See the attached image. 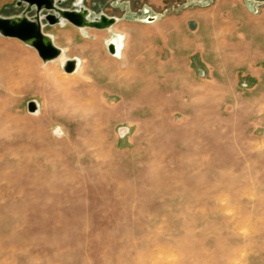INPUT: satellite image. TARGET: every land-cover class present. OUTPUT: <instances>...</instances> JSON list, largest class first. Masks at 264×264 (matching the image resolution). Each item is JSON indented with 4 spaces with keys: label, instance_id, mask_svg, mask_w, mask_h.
<instances>
[{
    "label": "rangeland",
    "instance_id": "374dc122",
    "mask_svg": "<svg viewBox=\"0 0 264 264\" xmlns=\"http://www.w3.org/2000/svg\"><path fill=\"white\" fill-rule=\"evenodd\" d=\"M59 4L117 18L0 32V264H264V0Z\"/></svg>",
    "mask_w": 264,
    "mask_h": 264
},
{
    "label": "water",
    "instance_id": "95a60500",
    "mask_svg": "<svg viewBox=\"0 0 264 264\" xmlns=\"http://www.w3.org/2000/svg\"><path fill=\"white\" fill-rule=\"evenodd\" d=\"M59 2L61 0H17L18 5H24L22 12L16 15H0V32L3 35L17 37L30 43L44 60L57 57L62 52V48L53 39L46 38L45 21L51 24L58 23L62 17L77 26L84 25V16L78 7H63ZM33 10L35 13L30 14L29 12ZM103 19H107V16L103 15ZM110 20L115 21L114 16L111 15ZM90 25L103 26L98 22ZM109 46L111 51H114V46L111 44ZM63 67L68 72L75 70L77 67L76 58H67ZM37 106L38 103L35 100L28 103L30 111H34Z\"/></svg>",
    "mask_w": 264,
    "mask_h": 264
},
{
    "label": "bare ground",
    "instance_id": "6f19581e",
    "mask_svg": "<svg viewBox=\"0 0 264 264\" xmlns=\"http://www.w3.org/2000/svg\"><path fill=\"white\" fill-rule=\"evenodd\" d=\"M78 10L81 11V13L84 16V25L79 26L81 28L91 27L90 24L95 23V22H98V23L103 25L102 27H98V28H111L113 26V24L116 22V18H117L116 16H114L115 21L112 22L110 20L111 19V15H108L106 13H102V14L106 15L107 19H103V15L101 13L98 14L97 16H92L91 15V11L92 10H90L87 6H84V5H82L81 7H78ZM60 22H62V23L65 22V19L60 17ZM45 34H46V38L53 39V35L52 34H49L47 32H45ZM123 35H124L123 33L118 32L116 35H113V36H111L108 39L109 44L114 46V54L115 55H119L122 52V47H123V44H124V36ZM26 43H28V42H26ZM28 44H30V43H28ZM57 57L61 58L62 65H64L66 59L68 58L66 56L65 52H63V51ZM75 58L77 60V67H76V69H77L79 67V65H80V58H78V57H75ZM37 103H38V106H37V108L34 111H39L40 103L38 101H37Z\"/></svg>",
    "mask_w": 264,
    "mask_h": 264
},
{
    "label": "crops",
    "instance_id": "0c3cea01",
    "mask_svg": "<svg viewBox=\"0 0 264 264\" xmlns=\"http://www.w3.org/2000/svg\"><path fill=\"white\" fill-rule=\"evenodd\" d=\"M16 1V4H17V0H15ZM61 1H63V0H61ZM64 7V6H63ZM69 8H73V7H69ZM46 24H47V22H45L44 23V30H45V26H46ZM75 26H77V25H75ZM77 27H79V26H77ZM81 28V27H80ZM98 28V27H97ZM122 33V32H121ZM57 44V43H56ZM59 45V44H58ZM59 46H61V45H59Z\"/></svg>",
    "mask_w": 264,
    "mask_h": 264
}]
</instances>
